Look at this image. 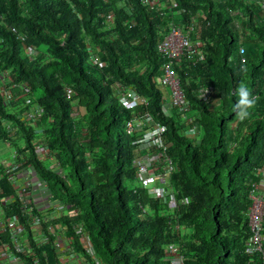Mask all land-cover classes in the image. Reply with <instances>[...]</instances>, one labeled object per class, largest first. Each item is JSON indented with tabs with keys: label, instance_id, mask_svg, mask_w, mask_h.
Returning a JSON list of instances; mask_svg holds the SVG:
<instances>
[{
	"label": "trees",
	"instance_id": "16d2710c",
	"mask_svg": "<svg viewBox=\"0 0 264 264\" xmlns=\"http://www.w3.org/2000/svg\"><path fill=\"white\" fill-rule=\"evenodd\" d=\"M119 2L130 14L118 8ZM171 2L177 4L171 14L181 24L200 14L196 37L202 60L174 63L194 112L188 126L177 113H164L155 82L162 62L156 52L158 30L169 17L142 0H0V68L31 92L13 89L17 99L9 104L0 98V139L24 156L23 167L30 165L50 198L66 210L42 224L44 233L60 225L91 264L95 261L74 234L76 225L83 227L100 264H170L166 248L171 243L178 244L182 264H260L249 253L246 212L264 164V14L255 0ZM235 18L242 22L243 39L233 28ZM242 44L247 46L243 63ZM27 46L36 51L33 60L24 56ZM241 83L256 104L235 131L230 124L238 119L235 90ZM116 84L145 100L135 115L147 113L165 127V152L176 165L170 186L178 201L186 200L172 221L167 205L150 199L136 183L133 160L139 152L125 132L132 112L120 103ZM203 85L213 87V103L198 98ZM29 98L41 111L31 125L21 121ZM215 104L219 107L213 109ZM4 121L16 129L8 133ZM192 129L194 136L188 134ZM36 138L52 154L48 165L37 157ZM0 188L2 196L15 195L5 177ZM20 205L15 196L2 208L5 216L19 217L36 263L60 264L52 238L40 247L32 243ZM0 240L12 241L8 233ZM21 257L24 264H34V257Z\"/></svg>",
	"mask_w": 264,
	"mask_h": 264
},
{
	"label": "built area",
	"instance_id": "2783aa9c",
	"mask_svg": "<svg viewBox=\"0 0 264 264\" xmlns=\"http://www.w3.org/2000/svg\"><path fill=\"white\" fill-rule=\"evenodd\" d=\"M142 3L151 10L155 9L159 15L164 17L171 14V9L177 8L175 2L168 4V0H142ZM255 4L260 12L264 14V0H255ZM118 8H122L130 14L123 2H119ZM167 8L168 10H166ZM166 11L169 13H166ZM199 31L200 26L192 18L189 24H181L173 20L168 21L166 25L160 26L158 30L160 40L157 43L156 52L162 62L160 75L156 77L155 82L162 93L163 101L168 100V105L164 106V113L167 115L172 112L177 113L187 126L192 122L191 116L194 112L191 102H189L180 86L174 63L179 62L182 58L192 62L202 60L201 42L196 37V33H199ZM193 35L195 38H192ZM18 36L19 39H22L20 35ZM244 52L245 49L240 47L239 54L242 56ZM24 56L28 60H33L36 57V51L27 46L24 49ZM240 61L244 62L243 56ZM15 88L21 89L23 93L28 95L31 93L28 85L23 81H18L15 74L3 71L0 68V98L3 104H9L17 99L12 94V90ZM113 89L117 92L120 103L132 112V117L125 124V132L133 137L132 144L139 152V155L133 160L136 183L140 189L146 190L150 199L159 200L167 205L169 219L172 221L176 218V212L180 205H184L186 200L178 201L170 186V176L175 172L176 165L165 152L168 144L163 143L161 138L165 132V127L154 122L147 113L143 116L134 114L135 107L144 103L145 100L133 89L123 87L120 84H116ZM66 92L67 96L70 97L71 90L67 88ZM213 93L214 89L210 85L197 88L198 98L205 102L211 99ZM26 105H28V108L21 114V121L31 125L41 115V111L32 98L26 100ZM2 125H5V130L8 133L13 128L16 129L8 121H4ZM188 134L194 136V129L189 130ZM32 144L40 161L52 159V154L41 139H34ZM22 159H24V156L17 154L15 150L7 153L6 157L0 158L2 176L7 179L15 190L14 196L7 197L2 196L0 192V239L4 233H8L12 240L10 245L0 240V264H24L21 256L34 257L33 262L37 264L31 243L22 241L20 234L24 231V226L19 217L17 215H4L2 207L12 204L15 201V196L20 199V208L22 214L26 217V225L30 233L35 236L32 243L36 247H40L49 241L42 230V224L49 221L52 216L39 215L34 212V205L31 204L34 194L39 195V198L48 195L47 186L37 177L30 165L23 167ZM50 167L56 168V165L53 164ZM257 176L258 181L252 185L249 192L251 204L246 212L250 229L248 247L249 253L256 254L260 264H264V164L257 170ZM57 210L60 212L59 214L61 212L66 213V210L58 204ZM73 228L74 234L78 237L86 255L92 258L95 264H100L96 260L83 227L76 225ZM41 233L45 238L36 239V236ZM48 233L52 235V242L60 264H91L80 252L75 250L73 238L67 235L63 227L60 225L51 227ZM166 249L167 253L173 257L170 264L183 263L178 244L171 243Z\"/></svg>",
	"mask_w": 264,
	"mask_h": 264
},
{
	"label": "crops",
	"instance_id": "0c3cea01",
	"mask_svg": "<svg viewBox=\"0 0 264 264\" xmlns=\"http://www.w3.org/2000/svg\"><path fill=\"white\" fill-rule=\"evenodd\" d=\"M166 10H168V8H167ZM166 13H169V12L166 11ZM166 13H165V14H166ZM165 17H169V18H168V19H169L168 21L173 20L174 22L181 23V22H180V17H179V16L176 17V16H173V15L170 14V15H167V16H165ZM194 19H195V17H194ZM195 21H196V20H195ZM196 23H197V21H196ZM197 24H198V23H197ZM214 100H215V99H213V98L210 99L211 103H213ZM164 103H165V106H167V105H168V100H166ZM218 107H219V105H218V104H215V106L213 107V109H214V108H218ZM3 144H4V143H3V142L1 141V139H0V152H2V151H1V148H2V150L4 149ZM2 153H7V151L4 149ZM1 155H2V154H0V158L3 157V156H1ZM2 179H3V176H2V172H1V168H0V181H1ZM0 192H1V188H0ZM9 196H11V195H9ZM40 198H41V199H40ZM40 198H39V195H36V194H34V196L32 197V202H31V204L34 205V212H37L39 215H43V216H52V215H50V214H51L53 208L55 209V207H57L56 202L53 201V200L50 198L49 195H43V196H41ZM29 199H31V198H29ZM46 211H47V212H46ZM59 216H61V214H59ZM59 216H52L51 219H52V218L59 217ZM24 218H25V217H24ZM49 228H51V227H49ZM49 228L46 230L45 235H46L47 238H52V235H51L50 233H48V232H49ZM43 232H44V231H43ZM30 234H31V233H30ZM49 234H50V235H49ZM20 235H21V237H22V241L24 240V241H27V242L30 243V240H29L28 235H27V233L25 232V230L22 231ZM30 236H31L32 241H34V240H35V236H34L33 234H31ZM36 237H38V238H45L44 235H43V233L37 235ZM12 250H13V247H12Z\"/></svg>",
	"mask_w": 264,
	"mask_h": 264
},
{
	"label": "clouds",
	"instance_id": "9594fccd",
	"mask_svg": "<svg viewBox=\"0 0 264 264\" xmlns=\"http://www.w3.org/2000/svg\"><path fill=\"white\" fill-rule=\"evenodd\" d=\"M237 96L236 115L241 121L246 120L251 115V109L255 107L256 97L252 94L247 85L241 83L235 90Z\"/></svg>",
	"mask_w": 264,
	"mask_h": 264
},
{
	"label": "rangeland",
	"instance_id": "374dc122",
	"mask_svg": "<svg viewBox=\"0 0 264 264\" xmlns=\"http://www.w3.org/2000/svg\"><path fill=\"white\" fill-rule=\"evenodd\" d=\"M199 15L200 14H198L197 16H195V19H194V17H192V19L194 21L195 20L197 21V18H198ZM260 15L262 16L263 14L259 13V16ZM241 23H240V20L238 18H235L234 23H233V25H234L233 28L238 32L239 38L240 39H243L244 36H243L242 24ZM242 46H243V48L245 50L247 49V46L245 44H242ZM242 125H243V121L237 119L235 122H233L232 124H230V128L233 129V130H235V131H240L242 129ZM230 145H232V143H230ZM3 146H4V149L7 151V153H10L13 150L12 148L6 147L4 144H3ZM3 150L1 148V151L2 152H3ZM2 152H0V154H2L1 156L6 157L7 156V153H2ZM43 162H44L45 165H48L49 164V160H47V161L45 160ZM256 175H257V172H256ZM48 195H49V193H48ZM59 213L60 212L57 210V207H55V209L53 208V210H52V212H51L50 215H52V216H58ZM0 216H1V214H0ZM36 239H38V237H36Z\"/></svg>",
	"mask_w": 264,
	"mask_h": 264
},
{
	"label": "bare ground",
	"instance_id": "6f19581e",
	"mask_svg": "<svg viewBox=\"0 0 264 264\" xmlns=\"http://www.w3.org/2000/svg\"><path fill=\"white\" fill-rule=\"evenodd\" d=\"M181 85V84H180ZM45 144V143H44ZM47 212V211H46Z\"/></svg>",
	"mask_w": 264,
	"mask_h": 264
}]
</instances>
